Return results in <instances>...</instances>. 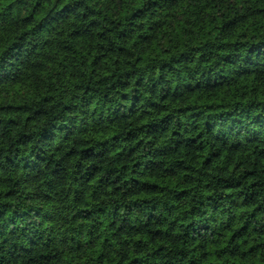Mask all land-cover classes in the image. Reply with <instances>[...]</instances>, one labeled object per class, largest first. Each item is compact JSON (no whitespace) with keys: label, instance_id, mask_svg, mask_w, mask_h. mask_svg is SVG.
<instances>
[{"label":"trees","instance_id":"16d2710c","mask_svg":"<svg viewBox=\"0 0 264 264\" xmlns=\"http://www.w3.org/2000/svg\"><path fill=\"white\" fill-rule=\"evenodd\" d=\"M24 2L0 0V43L23 48L18 41L24 37L15 34L11 9L17 3L22 9ZM214 2L209 0L201 9V0H120L119 4L117 0H39L31 10L36 16L43 14V19L37 24L42 33L41 42L34 46L29 67L23 71L0 69V126L11 130L26 129L19 132L17 143L21 145L31 142L37 135L42 141L54 140L56 135L51 130L55 125L39 127V122L45 117V109L36 107L33 110L30 104L55 106L59 97L67 101L64 111H70L73 107L71 101L77 98V106L94 103L96 97L112 104L114 92L120 101H130L115 106V119L107 122L109 130H102L97 142L105 145V152L117 153L122 167L110 173L115 176L113 183H120L123 178L125 185H132L125 195L130 194L132 205L141 207L143 216L141 227L133 224L129 231L136 236L144 235L159 245L156 251L163 259L158 257V264H170L167 257L171 253L166 250L171 247L173 235L182 233L184 243L191 241L198 245L200 234L210 228L200 219L206 202H212L213 211H229L223 208L225 201L236 209V214L229 217L232 228L227 241L229 246L236 245L229 253L233 264H244L245 256L264 249V244L256 243L264 240V203H261L264 201V137L255 133L246 138V142L230 146L216 137L217 150L208 151L202 143L205 131L198 126L185 128L181 119L185 111L193 106L205 107V103L209 109L234 100L251 105L255 95L254 103L258 104L262 102L264 92L257 94L254 83H245L241 79L239 89L234 83L231 87L225 84L223 89L217 87L213 91L212 98L205 97L198 105L174 107L175 116L167 112L170 101L174 105L180 103V97L175 94L164 95L160 103L153 101L147 105L148 109L160 113L157 119H152L144 111L141 89L145 78L151 79L149 73L157 66L174 65L178 59L187 61L192 52L203 50L201 45L217 51L224 48V45L217 47L209 40L215 36L214 14L217 9L212 7ZM112 4H116L118 12ZM27 19L33 21L34 17ZM46 21L53 26L45 28ZM253 31L257 35L248 40L251 44L248 51L264 53V40L259 39L258 29L254 27ZM244 35L241 33L242 37ZM207 55L211 57L213 53L208 52ZM152 88L155 89L156 85L153 84ZM5 99L11 102L5 103ZM124 108L127 112L122 113ZM134 117L141 118L133 121ZM133 122L135 127L131 126ZM254 123L264 127V118L257 115ZM31 127H38L39 131L29 134ZM211 130V126L206 128L207 132ZM153 140L164 145L157 148L155 154L144 147L146 143L152 144ZM109 144L111 149L107 147ZM205 151L207 158L202 160V165L208 169L215 168V173L199 174L200 168H194L189 161L193 153L198 155ZM83 152L93 155L92 148H84ZM32 154L43 163L45 157L35 148ZM8 163L13 164L10 157ZM29 167V163L24 164L25 170ZM209 177L211 183L208 182ZM201 185L206 199L197 200L193 192ZM109 191L118 192L119 189L109 186ZM92 195L99 199L103 192ZM7 196L11 197L12 192L9 191ZM182 199L192 202L186 212L180 206ZM84 211V219H89L92 210ZM99 211L103 214L104 209ZM27 220V213H16L11 217L13 224H23ZM244 247H247V252L239 254L237 249L242 251ZM180 251L183 252V248ZM227 251L226 247L217 250ZM203 255L209 264L220 259L219 255L213 256L210 252ZM131 264H140V261L132 259ZM187 264L196 262L188 260Z\"/></svg>","mask_w":264,"mask_h":264},{"label":"clouds","instance_id":"9594fccd","mask_svg":"<svg viewBox=\"0 0 264 264\" xmlns=\"http://www.w3.org/2000/svg\"><path fill=\"white\" fill-rule=\"evenodd\" d=\"M38 2L25 0L22 9L18 3L11 9L15 34L24 37L18 41L23 48H13L11 43H0V69L23 71L29 67L34 46L41 42L42 35L37 24L43 19V14L36 16L31 10ZM207 2L209 0H201L199 7L204 9V3ZM119 3L120 0H117ZM111 6L119 11L116 4ZM212 7L217 9L214 14L215 36L209 37V40L217 47L224 45V48L217 51L216 48L208 49L201 45L203 50L192 52L189 60L178 59L174 65L157 66L149 73L151 79L145 78L141 93L144 111L152 119H157L160 113L148 109L147 105L153 101L160 103L164 95L175 94L180 97V103L174 105L170 101L167 105V112L175 116L174 107L198 105L205 97L212 98L213 91L217 87L223 89L225 84L231 87L234 83L239 89L241 79L245 83H254L257 94L264 92V53L248 51L251 47L248 40L257 35L253 31L254 27L259 30V39L264 40V0H215ZM29 16H33L34 20L28 21ZM52 26L50 21L45 22V28ZM241 33L245 35L242 37ZM208 52L213 55L209 57ZM226 57L231 59L226 60ZM153 84L156 85L155 89L152 88ZM112 96V104H106L102 97H96L95 102L87 106H77L79 98L74 99L70 111H64L67 101L59 97L55 106L30 104L33 110L36 107L45 109V117L39 122V127L55 125L51 129L56 133L54 140L42 141L37 135L31 142L21 145L17 143L19 132L26 129L21 127L11 130L0 126V264H131L132 259H137L140 264H158L157 258L163 259L156 251L159 246L156 242L129 231L133 224L137 228L141 227V207L132 205L130 194L125 195L132 185H125L123 178L120 183H113L115 176L110 173L122 167L117 153L105 152V145L97 142L101 131L109 130L107 122L115 119V106L130 103L120 101L115 92ZM255 98L253 95L251 105L234 100L212 109L206 103L202 108L193 106L181 117L185 122L183 126H198L201 131H205L202 143L208 151L213 152L218 147L216 137L229 146L246 142V138L255 133L264 137V127L254 123L255 116L264 118V97L258 104L254 103ZM4 102L11 101L5 99ZM124 112H127L126 108L122 109ZM140 118L132 119L135 121ZM131 126L136 125L133 122ZM208 126H211V132L206 131ZM38 131V127H31L29 134ZM107 147L111 149L112 145ZM144 147L155 154L156 149L164 145L153 140L152 144L146 143ZM34 148L45 157L43 163L32 154ZM84 148H92L93 155H85ZM97 153L102 155H95ZM9 157L13 164L8 163ZM205 158L207 151L198 155L193 153L189 161L194 168H200L199 174L215 173V168L203 167L202 160ZM25 163L30 164L27 170L24 169ZM208 182L211 183V177ZM109 186L119 191H109ZM9 191L12 192L11 197L7 196ZM99 192H103V195L99 199L94 198L92 194ZM193 195L197 200L206 199L202 185L195 188ZM191 203V200L182 199L180 206L186 212ZM100 208L104 209L103 214ZM223 208L229 211H213L212 202L205 203L200 219L210 228L200 234L198 245L191 241L184 243L182 233L171 237V247L166 250L171 253L167 257L170 264H187L188 260L196 264H209L204 252L220 256L212 264H233V257L229 253L236 245L233 243L229 246L227 241L232 228L229 217L236 214V209L227 201ZM84 209L92 210L89 219H84ZM16 213H27L28 220L23 224H13L11 217ZM256 243L264 244V240H257ZM225 247L227 252H217ZM237 252L242 255L247 252V247L242 251L237 249ZM262 257L264 249H257L245 256L244 264H264Z\"/></svg>","mask_w":264,"mask_h":264}]
</instances>
